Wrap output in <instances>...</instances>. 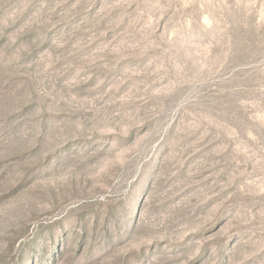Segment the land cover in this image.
<instances>
[{
    "label": "rangeland",
    "instance_id": "obj_1",
    "mask_svg": "<svg viewBox=\"0 0 264 264\" xmlns=\"http://www.w3.org/2000/svg\"><path fill=\"white\" fill-rule=\"evenodd\" d=\"M0 264H264V0H0Z\"/></svg>",
    "mask_w": 264,
    "mask_h": 264
}]
</instances>
